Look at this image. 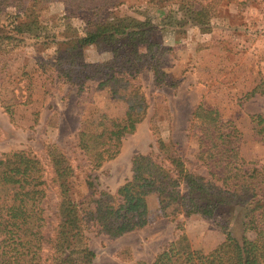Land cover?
<instances>
[{"label": "rangeland", "instance_id": "1", "mask_svg": "<svg viewBox=\"0 0 264 264\" xmlns=\"http://www.w3.org/2000/svg\"><path fill=\"white\" fill-rule=\"evenodd\" d=\"M211 1L41 0L31 19L43 25H31L22 34L13 29L15 9L2 6L0 154L25 149L45 164L48 144L56 143L81 167L76 198L86 193L83 179L88 173L98 191L114 193L130 179L132 157L156 151L157 136L175 144L189 170L209 177L197 153L207 121L218 119L232 121L240 132L234 146L241 157L251 165L264 166V139L253 133L250 119L255 113L264 116V93L246 95L261 81L264 84V0H221L213 9L206 7L198 19L189 14L188 9ZM99 6L109 22L129 17L149 24V40L135 43L133 50L156 63L168 83L155 86L150 69L139 74L137 81L149 104L145 119L124 137L117 157L89 171L76 146L80 120L98 114L121 116L125 104L89 80L88 88L77 94L52 64L57 56L55 42L82 34L88 28L86 15ZM25 20L29 19L21 17L16 22ZM83 57L87 62H101L110 59L111 52L91 45L83 49ZM47 194L51 204L55 188L50 182ZM147 204L148 222L140 228L116 238L95 229L86 231L87 244L94 252L92 264H149L182 231L192 248L203 253L224 240V227L234 236L242 235L238 211L211 218L180 214L171 220L162 215L156 193L147 196ZM46 217L43 232L50 235L55 225L53 206L46 210Z\"/></svg>", "mask_w": 264, "mask_h": 264}, {"label": "trees", "instance_id": "2", "mask_svg": "<svg viewBox=\"0 0 264 264\" xmlns=\"http://www.w3.org/2000/svg\"><path fill=\"white\" fill-rule=\"evenodd\" d=\"M220 1L192 7L188 12L198 19L207 12L206 7L213 9ZM40 4L41 0H0V8L15 9L16 34L30 31L31 25H43L31 19ZM101 12L99 6L86 15L88 28L82 34L55 42L57 56L52 64L58 76L70 83L77 94L88 88L85 83L89 80L125 104L121 116L98 114L80 120L76 146L89 171L117 157L124 137L133 134L145 119L149 104L137 81L139 74L150 69L155 86L168 83L156 63L133 50L135 43L149 40V24L129 17L109 22ZM21 17L29 20L16 22ZM91 45L108 49L111 58L85 61L83 49ZM263 93L261 81L246 95L251 98ZM250 119L253 133L264 139V116L255 113ZM240 135L230 120L207 121L197 159L209 177L189 170L175 144L157 136L156 151L134 155L130 179L114 193L98 191L88 173L83 179L86 193L80 198L75 197L79 195L74 190L81 167L56 143L48 144L45 164L29 150L1 153L0 264H92L94 252L87 244L86 231L95 229L116 238L146 225L147 196L151 193L158 195L162 215L171 220L180 214L211 218L218 213L238 211L242 235L234 236L224 227V240L203 253L192 248L182 231L149 264H264V166L251 165L241 157L234 146ZM49 182L55 188L51 204L47 194ZM52 206L55 225L51 234L46 235V210ZM176 227L183 229L178 221Z\"/></svg>", "mask_w": 264, "mask_h": 264}]
</instances>
